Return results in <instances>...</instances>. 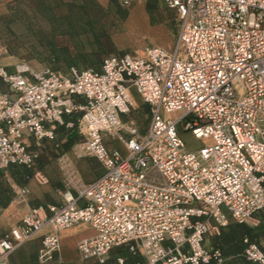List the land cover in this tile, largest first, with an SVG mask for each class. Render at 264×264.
I'll return each instance as SVG.
<instances>
[{
  "label": "built area",
  "instance_id": "obj_1",
  "mask_svg": "<svg viewBox=\"0 0 264 264\" xmlns=\"http://www.w3.org/2000/svg\"><path fill=\"white\" fill-rule=\"evenodd\" d=\"M116 1L127 8L135 0ZM163 2L178 18L170 50L113 53L99 68L65 74L0 63L8 88L0 93V171L32 167L37 154L25 140L58 147L59 127L75 129L77 148L103 169L80 193L65 190L49 215L33 209L11 228L0 264L36 236L41 262L51 261L60 234L78 224L95 231L77 245L84 260L127 246L142 264H224L207 237L264 210V0ZM131 91L149 107L144 132L122 120ZM179 126L199 149L185 147ZM243 257L264 264V247L247 245Z\"/></svg>",
  "mask_w": 264,
  "mask_h": 264
},
{
  "label": "crops",
  "instance_id": "obj_2",
  "mask_svg": "<svg viewBox=\"0 0 264 264\" xmlns=\"http://www.w3.org/2000/svg\"><path fill=\"white\" fill-rule=\"evenodd\" d=\"M14 0H0V23H10L13 19V3ZM92 9L107 11L111 8L112 0H90ZM163 0H135L129 6L131 9L124 19V25L132 29L142 26L148 28L151 18L156 15L160 9V4ZM164 3V2H163ZM48 8L51 10H65L64 19L79 18L85 13L80 12V8H86L83 2L74 3L72 0H65L62 4L59 1H48ZM75 6L74 14L70 12L69 5ZM150 5V6H149ZM76 12V13H75ZM88 17V14H85ZM57 16L51 17L50 22L57 20ZM8 25V24H7ZM67 26V25H65ZM114 48L115 34L106 35ZM51 42L56 44L59 42V37L55 34ZM3 39L0 35V44L3 47V56L0 63L9 69H14L19 62L17 56L8 53L7 48L2 44ZM59 46L48 51V57L51 63L48 65L32 64L30 70L41 71L46 66H53L56 58L59 57L57 52ZM62 50V49H61ZM60 50V51H61ZM114 50V49H113ZM112 50V51H113ZM111 51V52H112ZM108 52L122 53L121 51ZM107 54V55H109ZM106 55V56H107ZM105 56V57H106ZM104 57V58H105ZM103 58V59H104ZM102 59V60H103ZM64 62L69 68L74 67L75 59L73 55L64 57ZM102 62V61H101ZM101 62L97 67L99 68ZM75 68V67H74ZM65 74V73H63ZM8 92L7 86L0 80V93ZM133 100V108L128 114L122 116L123 123L138 127L141 132H144L148 126L150 113L149 107L141 98L131 91ZM78 103L83 101L78 99ZM69 137L77 136L71 142H65V136L57 133V138L61 139L58 147H44V143L36 145L32 139L25 140L28 142L30 149L35 151L37 158L32 167L11 166L6 171H0V240L5 238L11 228L20 224L21 220L29 214L33 209H41L49 215V209L58 207L62 204V193L69 190L73 195L80 193L83 188L103 172L98 161L88 154L82 153L77 144L80 141L75 129L70 130ZM118 144V145H117ZM118 150L125 153V148L121 142L113 143ZM82 204V202H80ZM231 223V222H230ZM234 223V222H232ZM263 226L264 221H259V216L254 221L245 225L250 228ZM44 230L43 232H45ZM42 232V233H43ZM95 235V231L84 224L75 225L68 230L62 232L59 236V245L57 251L53 252L52 260L47 263H42V245L41 237L36 236L32 240L19 246L7 256L8 264H142L143 258L136 253H132L127 246H119L111 249L106 257L102 260L88 259L84 260L79 254L77 245L86 238ZM259 246L264 247V238L259 239ZM212 247V245L210 246ZM229 257L226 260H228ZM227 262V261H226ZM245 264H249L246 261Z\"/></svg>",
  "mask_w": 264,
  "mask_h": 264
},
{
  "label": "rangeland",
  "instance_id": "obj_3",
  "mask_svg": "<svg viewBox=\"0 0 264 264\" xmlns=\"http://www.w3.org/2000/svg\"><path fill=\"white\" fill-rule=\"evenodd\" d=\"M72 1L79 3L82 0ZM82 2L88 8L85 13L88 17L84 14L75 19H64L62 16L65 10L62 9L35 10L29 2L25 3L21 8L26 10V15L13 20L5 27L0 34L3 39L2 44L4 46L7 44L19 56L18 65L23 64L27 68L30 67L28 65L30 62L43 65L51 63L48 60V51L51 48L54 49V46H59V49H62L57 52L59 57L56 58L53 66H49L61 73H66L68 69L64 57L69 54L74 56L75 69L97 67L109 54L97 42H101L104 34L110 35L111 31L116 35L114 50L111 53L123 50L138 54L147 46H158L168 50L173 47L178 29V18L176 13L167 8L163 1L159 11L151 18L148 28L138 26L134 29L124 25V19L131 7L123 8L116 0H112L111 8L102 11L98 8L92 9L90 0ZM71 13L74 14V12ZM52 16L58 18L51 23ZM55 34L59 37V42L56 44L50 41ZM179 133L188 150L195 151L201 147L202 142L196 140L190 132H184L181 126H179ZM230 222L233 221L229 219ZM211 236L207 237L206 247L211 246Z\"/></svg>",
  "mask_w": 264,
  "mask_h": 264
},
{
  "label": "trees",
  "instance_id": "obj_4",
  "mask_svg": "<svg viewBox=\"0 0 264 264\" xmlns=\"http://www.w3.org/2000/svg\"><path fill=\"white\" fill-rule=\"evenodd\" d=\"M59 4H62L65 2V0H58ZM85 1V0H82ZM29 2V4L33 7L35 10H51L48 8L47 0H14V6H13V19L10 21V23L17 19L21 18L24 15H26V10L21 8L24 6L25 3ZM75 6L72 4L69 5L70 12L74 11ZM80 12L86 13V10L84 8H80ZM10 23H0V34L5 29L7 24ZM100 47L103 48V50L107 52H111L112 49V43L110 42L109 38L107 36H103L101 42H97ZM5 47L7 48V51L9 54L19 57L16 53H14L7 44H5ZM50 60V59H48ZM51 61V60H50ZM70 129H66L64 127H59L57 129V133H59L61 136H65V142L63 144H67L71 142L74 138L77 136L69 137ZM61 139L57 138L56 143L58 145L60 144ZM44 147L46 148H52L54 144H48L44 143ZM38 157V156H37ZM259 221H264V210L258 215ZM264 238V224L262 226L250 228L245 224H237V223H228L227 226L219 228L218 232L215 233L213 236H211L210 241L213 248L219 249L225 259L229 257L228 260L224 262V264H245L246 260L243 257V252L247 245H256L259 246V239ZM244 240L247 242L245 243ZM260 247V246H259Z\"/></svg>",
  "mask_w": 264,
  "mask_h": 264
}]
</instances>
